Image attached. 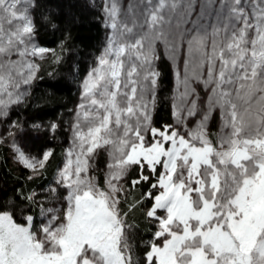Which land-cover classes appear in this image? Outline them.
<instances>
[{"label":"snow or ice","instance_id":"obj_1","mask_svg":"<svg viewBox=\"0 0 264 264\" xmlns=\"http://www.w3.org/2000/svg\"><path fill=\"white\" fill-rule=\"evenodd\" d=\"M92 6L110 34L82 82L64 161L30 188L53 151L26 152L11 113L42 79L37 60L59 64L63 42L60 53L37 42L35 0H0V146L29 170L0 200V264H264V0H221L217 24L193 34L172 22L178 0ZM159 45L176 65L172 123L153 119ZM137 211L155 229L142 258L128 222Z\"/></svg>","mask_w":264,"mask_h":264},{"label":"trees","instance_id":"obj_2","mask_svg":"<svg viewBox=\"0 0 264 264\" xmlns=\"http://www.w3.org/2000/svg\"><path fill=\"white\" fill-rule=\"evenodd\" d=\"M36 35L39 42L51 49L61 52L62 60L53 64L50 59L41 63L39 77L30 88L26 105L15 108L11 113L12 120H19L24 128L39 123L44 127L41 139L31 136L28 146L40 154L44 149H51L53 156L47 165L46 176L43 180L28 183L27 187L38 188L46 185L54 176L55 171L64 160L68 132L65 117L74 105L79 94V82L86 74L92 59L100 52V46L105 34L103 19L99 11L85 1L80 0H36L35 7ZM56 25L53 28L52 24ZM162 73L161 87L157 96L158 104L153 119L157 124L171 123L170 103L166 99L174 88V67L170 60L162 57L159 61ZM51 74V76L49 75ZM55 84V87H53ZM50 123L59 125L54 134L46 131ZM217 118L211 124L213 135L217 133ZM104 160H97L98 181L103 187ZM29 170L16 163L9 146H0V200H5L15 188L25 185V177ZM147 185L133 193L139 196V191H146ZM35 214V212L33 213ZM18 223L23 220L16 218ZM128 222L134 224L133 233L137 254H143V242L152 239L153 225L146 220L142 211L131 215Z\"/></svg>","mask_w":264,"mask_h":264},{"label":"rangeland","instance_id":"obj_3","mask_svg":"<svg viewBox=\"0 0 264 264\" xmlns=\"http://www.w3.org/2000/svg\"><path fill=\"white\" fill-rule=\"evenodd\" d=\"M80 1H85L92 8H94L92 6V0H80ZM96 2H97V5L99 6L100 0H96ZM128 3H129V0H123V4L125 5V7L127 6ZM35 5H36V0H35ZM220 5H221V0H178V6L175 9V15H173V17H172V22L175 24L177 21H186L183 23V28L185 30H187L190 34H193V30H195L197 28H201V27L204 29H207L208 31H211L212 30L211 26L217 24V19H218V16L220 15V12H221ZM95 9L97 11H99L98 7H96ZM34 13H35V10L32 11V16L35 18ZM100 14H101L102 19L104 20L101 12H100ZM167 18L168 17L165 14V19H167ZM3 23H4V26L7 27V21L5 20V21H3ZM35 25H36V18H35ZM109 34H110V30L106 29L104 37L102 39L101 46H100V52L95 56L94 59H92L91 63L89 64V67H88L86 74L84 75V77H82L81 81L79 82V89L80 90H79L78 98H77L76 102L74 103V105L71 107L69 113L66 114L65 122L67 124L66 130L68 132V142L66 144V149L69 148L70 143H71L72 131L70 130V128H71V125L75 119V115H76V111H77V105L81 103V96H82L81 85H82V82L86 78L90 69L97 66L96 65V58L101 54V51L105 46L106 39H107ZM36 39H37V42L41 46L46 47L39 42L37 35H36ZM159 47H160V50L162 53V57L167 58L166 55L163 54V46L159 45ZM46 48H48V47H46ZM49 49H51V48H49ZM182 59H183V57H181V59L179 61L181 63V67H182ZM37 62L41 64L43 61L37 60ZM171 63L173 65L174 71H175L176 65L173 64L172 61H171ZM43 130H44V127H42V130H40V131H37V130L33 131L31 129L28 130V129L24 128V131L22 133H20L18 136L21 147L26 152L31 153L32 155H37L38 152L35 149H32L31 146H28V144H30V143H28V141H29L31 136H34L35 140L41 139V137L43 136V132H42ZM217 130L219 131V118H218V116H217ZM210 131H211V129H210ZM3 132H5V129L3 127H0V133H3ZM66 149H65V151H66ZM101 158H102V161L104 160L102 168L105 171L104 165L108 161V157H107L106 153L103 151L100 152L99 156L97 157V160L101 159ZM64 159H65V156H64ZM98 166L99 165H97V167ZM98 169L100 170L101 167H98ZM98 171L95 173V175L97 177V181H98V176H97ZM91 174L92 173H90V175ZM98 183H99V181H98ZM21 224H23V223H21Z\"/></svg>","mask_w":264,"mask_h":264}]
</instances>
